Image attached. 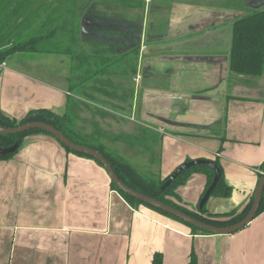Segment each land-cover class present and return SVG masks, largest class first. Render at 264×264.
Segmentation results:
<instances>
[{"label":"crops","instance_id":"1","mask_svg":"<svg viewBox=\"0 0 264 264\" xmlns=\"http://www.w3.org/2000/svg\"><path fill=\"white\" fill-rule=\"evenodd\" d=\"M262 6L248 0L250 8ZM240 14L174 2L165 33L141 39L132 88L128 58L96 73L93 58L16 53L0 63V111L17 120L41 108L66 113L76 135L151 179L188 160L217 159L232 191L210 196L206 211L239 212L264 160V72L228 71L230 23ZM97 38L88 44L98 47ZM39 66L48 70L39 74ZM205 184L203 172H192L176 188L181 203L198 207ZM154 253L162 264H189L192 253L197 264H264V211L231 234H194L128 204L102 166L50 135H27L0 159V264H152Z\"/></svg>","mask_w":264,"mask_h":264},{"label":"trees","instance_id":"2","mask_svg":"<svg viewBox=\"0 0 264 264\" xmlns=\"http://www.w3.org/2000/svg\"><path fill=\"white\" fill-rule=\"evenodd\" d=\"M190 3L198 4L196 1H190ZM117 4L126 9V12H123L126 13V17L119 15ZM206 4L241 12L230 23V45L228 49V71L230 74L250 77L261 76L264 72V6L250 8L248 7V0H211ZM107 5L111 6L108 7ZM139 5L144 7L141 2H139ZM257 5H263V1ZM135 6H138L135 0H0V63L8 61L12 55L20 52L63 54L69 56L72 61L73 58L79 56H85L87 59L93 58L97 65L95 67V70L97 69L96 73L103 72L107 67L116 66L123 58L137 54L139 50L141 36L139 34H142L143 19L130 16V9L132 11ZM116 8L118 10H115ZM159 11L163 13L164 9ZM105 12H111V14L107 16ZM120 27L124 28L122 39L117 37V31ZM165 28V19L150 20L146 31V42H152L150 36L153 34L165 33ZM83 30H86V32H83ZM90 36L92 39L94 36L98 37V47L94 48L93 45L88 44L92 41L89 40ZM126 36L128 38L127 42ZM57 41H60V43H56ZM52 42L54 43L53 46L50 44ZM78 47L81 49H78ZM27 120L48 123L74 143L100 152L108 160L115 174L127 186L207 224L214 226L233 224L245 216L252 203L253 195L239 212L231 210L226 213L210 214L207 213L205 205L201 209L197 206L195 209H189L181 203L176 188L185 183L192 172H203L206 175L204 193L213 177V170L209 166L201 164L190 167L181 172L169 185L161 188L168 176L161 179H151L143 176L128 162L105 151L102 145L76 135L72 130L73 119L66 113L59 115L41 108L30 111L26 116L17 120L5 116L0 111V126L2 127H15ZM37 133L52 136L41 129H29L16 134L0 133V147L10 146L18 142L19 148L25 136ZM52 137L66 152L93 159L102 166L93 157L73 151L64 146L54 136ZM18 148L12 153L0 155V159L12 157ZM214 161L220 168L218 160L215 159ZM259 170V177H261L264 173V160L260 163ZM110 186L133 207L142 205L170 217L188 226L191 233L209 234L123 193L112 182H110ZM231 191L232 188L223 181L221 172V177L211 196L228 197ZM262 211H264V188L255 216ZM152 264H162L161 253L153 254ZM189 264H197L194 253L190 255Z\"/></svg>","mask_w":264,"mask_h":264},{"label":"water","instance_id":"3","mask_svg":"<svg viewBox=\"0 0 264 264\" xmlns=\"http://www.w3.org/2000/svg\"><path fill=\"white\" fill-rule=\"evenodd\" d=\"M29 129L44 130L45 132L51 134L56 139H58L59 142H61L64 146L68 147L69 149L76 151V152L84 153L86 155L93 157L94 159H96L97 161L100 162V164L102 165V167L106 171V173L110 179V182H112L117 187V189H119L123 193H125V194H127V195L151 206V207H154L158 210H161V211H163V212H165V213H167L173 217H176L177 219H179V220H181V221H183L189 225H192L196 228L202 229V230L208 232L209 234L226 235V234H231V233L241 229L242 227H244L246 224H248L255 217L257 210L259 208L260 199H261L263 188H264V173L258 179L256 188H255L254 193H253L252 203H251L247 213L245 214V216L242 219H240L239 221H237L233 224L227 225V226H214V225L202 222V221L186 214L185 212H183L179 209H176L170 205L163 203L162 201H159V200H157L151 196H148L144 193L136 191L133 188L127 186L115 174V172L112 169L108 160L100 152L93 150L89 147H86L84 145L74 143L73 141H71L70 139L65 137L59 130H57L56 128H54L52 125H50L48 123L38 121V120H27L26 122H24L20 125H17L15 127L6 128V127L0 126V133L1 134H16V133L24 132V131L29 130ZM17 148H18V142H15L10 146L0 147V155L12 153ZM201 164H205L213 170L212 181L198 202V208L201 209L206 204L207 200L211 196L213 189L215 188V186L217 185V183L221 177V170L214 160H211V159H193V160H188V161L183 162L178 167H176V169L171 174L168 175L167 179L164 181L161 188H164L165 186L169 185L184 170H186L190 167L196 166V165H201Z\"/></svg>","mask_w":264,"mask_h":264},{"label":"rangeland","instance_id":"4","mask_svg":"<svg viewBox=\"0 0 264 264\" xmlns=\"http://www.w3.org/2000/svg\"><path fill=\"white\" fill-rule=\"evenodd\" d=\"M190 1L195 2L194 0H135V2L137 3L138 6H135L132 11L130 9V16L143 19L142 32H143V38L145 39V34H146V31H147L148 22L150 20H153V19H157V20L158 19H163L164 20V19L167 18L168 12L171 10L172 4L174 2H182V3L184 2L185 4L189 2V4H192V3H190ZM209 1H211V0L196 1V2H198V4H196V5L208 6L206 4V2L208 3ZM139 2H141L143 4V6H144V4L147 3V7L146 6H144V7L140 6ZM117 5L119 6V10H118V8H116L115 10H118L119 15H121L122 17H126V13H123V12H126V9L120 4H117ZM110 6H108V7H110ZM163 9H164L163 13L161 11H159V10H163ZM50 44H51V46L54 45L53 42L50 43ZM75 48H77V47L75 46ZM140 48L141 47H139V49ZM139 53L140 52L138 50L137 54L131 55L129 57L128 56L125 57V58L129 59V60L126 59L127 62L129 61L128 62L129 88H132L131 87L132 84H134L136 82V79H137V76H135V75H136V70H137L136 67H137V64H138L137 61L139 59ZM11 65H12V61L8 62V66L10 67ZM13 66H15V65H13ZM117 67H119V65ZM16 68H18L21 71H23L22 70L23 68L25 70H29L30 71L29 68H31V67H16ZM20 68H22V69H20ZM36 68H40L39 69V74L42 73L41 68H44V69L48 70L47 66L46 67L39 66V67H36ZM113 70H116V69L112 68V71ZM30 72H32V71H30ZM40 76H42V78H44L43 75H40Z\"/></svg>","mask_w":264,"mask_h":264},{"label":"flooded vegetation","instance_id":"5","mask_svg":"<svg viewBox=\"0 0 264 264\" xmlns=\"http://www.w3.org/2000/svg\"><path fill=\"white\" fill-rule=\"evenodd\" d=\"M123 30H124L123 27L118 28V31H120V32H118L117 29H116V31H117V33H118V34H117V35H118L117 37H119L120 39L123 38V32H122ZM125 30H126V29H125ZM84 31H86V30H84ZM142 34H143V32H142ZM142 34H139V36L141 35V36H140V45H139L140 47H141V39L143 38ZM125 39H126V42H127V41H128L127 36L125 37ZM146 39H147V35L145 34V39L143 38V43H147V42H146ZM124 44H125V43H124Z\"/></svg>","mask_w":264,"mask_h":264}]
</instances>
